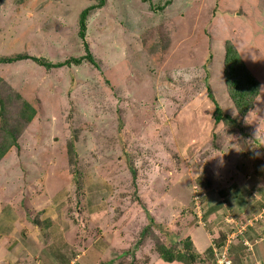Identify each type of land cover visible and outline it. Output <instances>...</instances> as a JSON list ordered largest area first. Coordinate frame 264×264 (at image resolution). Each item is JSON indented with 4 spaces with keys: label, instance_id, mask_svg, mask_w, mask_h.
<instances>
[{
    "label": "rangeland",
    "instance_id": "374dc122",
    "mask_svg": "<svg viewBox=\"0 0 264 264\" xmlns=\"http://www.w3.org/2000/svg\"><path fill=\"white\" fill-rule=\"evenodd\" d=\"M96 1L5 0L0 57L80 56L79 16ZM166 1L108 0L91 12L100 70L0 64V98L37 109L0 161V264H166L153 256L154 236H142L149 224L168 245L190 236L196 264H264V0L151 9ZM226 40L263 82L245 117L223 77ZM208 85L238 126L215 125ZM14 113L11 128L22 123ZM79 120L85 133L71 130ZM24 206L34 222L52 220L50 231L31 223L23 241Z\"/></svg>",
    "mask_w": 264,
    "mask_h": 264
},
{
    "label": "trees",
    "instance_id": "16d2710c",
    "mask_svg": "<svg viewBox=\"0 0 264 264\" xmlns=\"http://www.w3.org/2000/svg\"><path fill=\"white\" fill-rule=\"evenodd\" d=\"M4 1L5 0H0V7ZM107 2L108 0H97L96 4L90 5L81 11L80 16H79V21H78L79 22L78 35H79L80 41L82 42V46L84 50L80 56H70L64 62L59 63V62H53L52 60L46 57H38L36 55L29 54L28 52H24V53H17L16 55H13V56H5V55L1 56L0 64H7V63L20 64V63H23L29 60V61H33L34 63L44 67L47 70H51L55 68H62L64 66H72V65L78 67V66H81L83 63H87L89 65L90 64L93 65L92 66L93 68L100 70L99 63L96 60L95 55L92 53L90 44L88 42V35H87L88 19L90 15L93 13L92 12L93 10L103 8L107 4ZM171 2L172 0H168L164 3L152 4L151 9H154V11H163L165 10L167 6L171 4ZM0 34H1V29H0ZM144 36L147 39L148 37L147 34H144ZM223 77H224L226 89L228 91V95L237 110V116L239 117L247 116L256 106L257 99L259 98L263 90V82L261 81L260 76H257L256 73H254L250 69L244 55L240 52V50L238 49V47L234 44V41L232 40H226L224 42ZM207 90H208V95L212 97L213 95H212V89L210 85H208ZM160 91H161L160 92L161 96H163V93L166 90L165 91L160 90ZM14 95L18 99L21 98V95L19 94L15 93ZM10 98H11V95L9 94L7 95L6 98H0V131L2 133V137L0 138V161H2V159L7 155V153L10 151L12 147L19 146L18 136L23 132L24 126H27L28 124L33 122L37 114V109L34 108L26 100L16 101L17 103H21V104L18 108H15V107L13 108L10 102L8 101ZM213 99L216 105L215 112L213 115L215 119V125H218L221 121H225V122H231V124L238 126L236 119L232 118L228 114H225L223 109L219 105V103L215 100V98ZM72 100L74 102V99ZM14 112H16V117L22 120V123H19L17 126L11 128L10 116L12 115L15 116ZM73 120L74 118H72V121ZM80 123H81V120H79L78 123H75V126H73L71 130L74 129L78 133L80 132L85 133V129H81L82 125ZM69 139L71 143L70 144L71 151L69 150V152L72 154L73 150L76 151L75 149L76 141L73 137H70ZM257 174L259 177L264 176L262 173V170H259V166H257ZM133 175H135L134 172H133ZM74 177L76 178V174H74ZM24 209H25L24 211H25L26 216L27 217L30 216V217L29 219L24 218V222H22L23 230L21 232V229H22L21 228L19 231L23 241L25 239V235H26L25 233H27L28 226L31 223L34 224V227L36 229L38 228L41 229L43 233L44 231L45 233L46 231H50L49 227L53 223L52 220L43 221L39 219L40 218V215H39V218L35 217L36 220L34 222L31 216V213L27 211V208L25 206H24ZM14 216L16 215L14 214ZM7 217H9V215ZM148 218H150V220L153 219V217H151L149 213H148ZM1 219L2 218H0V220ZM17 222H19V225ZM17 222H16V225L20 227L21 221H17ZM153 223H154V219H153ZM0 225L5 226L6 225L5 221L4 223H0ZM2 228H0V231H1L0 235L3 234L2 232H5L4 229ZM146 235L154 236L155 243H154L153 256H156L165 262L196 264L198 261L203 260V257L200 255V253L197 250H195L193 240L190 236H188L187 238H179L178 242L175 241L176 239L174 238L173 240H171L170 244L168 245L166 243H163L158 238L157 233L155 234L154 232L152 224H149L145 228V230L142 231V236L145 237ZM41 237H44V234H41ZM141 240H139V242L136 243V246L137 245L138 247L141 246L142 244ZM5 241H7L6 238L5 240L0 241V243H3ZM12 242H14V244L17 243L16 240H12ZM14 244L11 243V245H14ZM11 245H10V248L11 247L14 248ZM217 247H218L217 250H221L223 249L224 244L217 243ZM210 249L213 250L212 247H210Z\"/></svg>",
    "mask_w": 264,
    "mask_h": 264
},
{
    "label": "crops",
    "instance_id": "0c3cea01",
    "mask_svg": "<svg viewBox=\"0 0 264 264\" xmlns=\"http://www.w3.org/2000/svg\"><path fill=\"white\" fill-rule=\"evenodd\" d=\"M206 234H207V232H206ZM199 236V233H197V237ZM200 245H202L203 246V248H208V245L202 240V238L200 237ZM199 249V248H198ZM200 250V249H199ZM165 262V261H164ZM166 264H176V263H178V262H173V263H168V262H165Z\"/></svg>",
    "mask_w": 264,
    "mask_h": 264
},
{
    "label": "built area",
    "instance_id": "2783aa9c",
    "mask_svg": "<svg viewBox=\"0 0 264 264\" xmlns=\"http://www.w3.org/2000/svg\"><path fill=\"white\" fill-rule=\"evenodd\" d=\"M226 249H227V248H226ZM226 252H227V250H226ZM224 255H225V258H226V253H224ZM226 263H227V264H230V263H229V261H228V262H226Z\"/></svg>",
    "mask_w": 264,
    "mask_h": 264
},
{
    "label": "clouds",
    "instance_id": "9594fccd",
    "mask_svg": "<svg viewBox=\"0 0 264 264\" xmlns=\"http://www.w3.org/2000/svg\"><path fill=\"white\" fill-rule=\"evenodd\" d=\"M184 79H187V76H184ZM227 248V247H226Z\"/></svg>",
    "mask_w": 264,
    "mask_h": 264
}]
</instances>
